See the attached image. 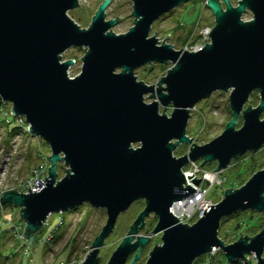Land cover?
Here are the masks:
<instances>
[{
  "label": "water",
  "instance_id": "water-1",
  "mask_svg": "<svg viewBox=\"0 0 264 264\" xmlns=\"http://www.w3.org/2000/svg\"><path fill=\"white\" fill-rule=\"evenodd\" d=\"M79 1L0 0V100L10 102V112L24 116L28 132L51 149L40 190L29 184L27 192L3 191L0 212L7 204L20 207L12 220L25 221L22 237L33 246L48 214L85 202L106 209L107 220L80 262L99 264L100 247L121 211L143 199L145 207L106 264H134L141 257L150 237L138 232L152 212L158 216L154 232H163V243L155 244L145 264H193L213 247L229 263L254 252L253 264H264V224L258 233L228 244L218 234L226 215L264 213V168L243 185L226 188L193 224L180 222L171 211L195 190L183 187V167L190 159H202V165L217 161L214 170L221 171L264 145V0H238L237 5L206 0L215 25L210 41L197 50L175 49L164 40L158 44L156 31L150 36L154 20L188 0H132L135 19L123 33L111 29L118 17L106 18L111 0H103L90 25L81 27L68 14ZM248 10L252 17L244 20ZM71 46L86 50L73 77L69 69L75 60L62 61ZM168 61L174 64L157 86L138 80V67ZM229 89L232 117L224 130L206 143L194 142L187 135L191 109L213 92ZM255 91L259 103L244 108ZM148 93L157 99L146 102ZM240 116L243 124L236 128ZM181 143L190 145L189 153L174 156ZM62 161L70 168L64 167L66 175L57 180Z\"/></svg>",
  "mask_w": 264,
  "mask_h": 264
},
{
  "label": "rangeland",
  "instance_id": "rangeland-1",
  "mask_svg": "<svg viewBox=\"0 0 264 264\" xmlns=\"http://www.w3.org/2000/svg\"><path fill=\"white\" fill-rule=\"evenodd\" d=\"M102 1L80 0L78 3L80 5L68 11V14L81 27L86 28L90 25L92 17ZM231 1L235 4L236 0ZM132 10V0H111L105 13H107L106 18H119L118 22H116L117 24L111 28L114 33L126 32L133 25L135 18L132 15ZM251 17L252 13L248 10L243 14L242 18L246 20ZM154 21L150 36L155 34L156 31V36L159 40L158 44L164 40V42L171 43L175 49L182 48L189 50H191L190 48L192 46H203L209 42L210 37L205 35V32L207 30L211 31L215 25V18L211 10L207 8L206 0H188L183 2ZM166 34L170 36L165 37ZM84 48L71 46L62 54V61L69 58L75 60L74 65L69 69V75L71 77L80 72L82 65L81 57L86 53ZM173 64L170 61L166 63L152 62L151 70H148L150 66L146 64L138 67L135 74L138 80H143L146 84L153 83L157 86L160 77L164 76ZM119 70L117 69V71ZM229 93L230 89L226 91L217 90L210 97L197 102L191 109L187 125V135L190 138L193 137L192 140L194 142L198 144L206 143L224 130L226 123L232 117V111L229 106ZM149 94L151 93L144 96L146 102L150 103L157 99L156 97L148 96ZM259 101V94L255 91L245 103L244 108L248 104L256 106ZM8 108L11 109L10 102L5 104L2 112L5 113L4 111ZM173 108L174 106L171 104L167 106L166 112L169 116ZM159 111L160 113L163 111L161 104L159 105ZM262 117L264 118V111ZM242 120L243 118L240 116L236 128L242 126ZM24 125L26 127L29 126L28 123H24ZM10 126H16V123L12 122ZM11 127L8 126L7 121H4V115L1 113L0 192L15 187H17L18 191L24 192L25 190L23 188L28 186V178L32 168L38 164H44V160L50 155L51 149L48 141L43 138L23 132L21 129L12 131ZM138 145L139 143H136L134 147ZM189 150V144L181 143V145L179 144L177 146L173 154L174 156L180 157L185 155V153L188 154ZM250 153H252L250 155L251 157L242 158L238 161L239 163H234L233 166L229 163L230 165L220 173L224 177L222 187L218 185L210 187L206 196L218 202L222 198L226 188L235 187L236 180L240 182L237 176L243 171L246 165L254 163L255 168L252 169L255 170L254 173L264 168V145L260 150ZM189 161L203 162L202 159H190ZM216 165L217 161H212L204 163L203 167L210 170L212 168L215 169ZM184 166L186 167V165ZM260 166L262 167L259 168ZM64 167L70 168L64 161L58 163L57 180H60L66 175V169ZM144 207L145 200L140 199L134 201L124 212L121 211L117 221H115L116 224L113 231L105 238L104 244L100 247L98 253L100 256L99 264H106L109 261L113 251L128 233L132 222H134L133 220L136 219ZM19 209L20 207L18 206L7 204L6 206L4 205L0 215V248L3 250V259L0 261V264H80L90 250L94 238L99 234L107 220L106 209L94 207L87 202L64 212L50 213L49 224L42 225L35 233V244L32 246L22 237L25 221L20 217L12 220L15 212ZM240 212V214H237V216L233 215V218H229L223 225L220 224L219 226V237L227 244L231 243L232 241L230 240L237 237L238 234L245 235L248 228L252 225L258 228V226L264 224L263 212L255 211L256 213H253L252 210ZM173 214L176 215L175 213ZM186 216L188 215L186 214L182 217L184 218ZM157 219L158 216L153 212L144 219L145 226L140 229L138 234L150 238L148 244L141 251V257L134 264H145L155 244L159 245L163 243L161 237L163 232H154V228L158 222ZM177 219L182 223L187 222L188 224H193L196 221L188 222L186 219L181 220L179 216ZM236 221H242V225H240L242 228L238 232L232 231ZM225 235L227 238H224ZM216 254H218V249L214 252L213 256H216ZM133 255L134 253L129 256L127 262H130V258ZM214 259L216 260V264H220V262L229 264L223 251ZM206 261L207 259L200 262V264H207Z\"/></svg>",
  "mask_w": 264,
  "mask_h": 264
},
{
  "label": "built area",
  "instance_id": "built-area-1",
  "mask_svg": "<svg viewBox=\"0 0 264 264\" xmlns=\"http://www.w3.org/2000/svg\"><path fill=\"white\" fill-rule=\"evenodd\" d=\"M209 30L205 32V35L209 36ZM202 46L200 45H195L192 46L190 49L191 50H197L201 48ZM9 114L7 115L6 121L8 123H11L12 118H15L13 122L16 123V125L22 127L23 129L27 130L28 127L24 125L26 123L25 118L22 116H14L10 111H8ZM27 124V123H26ZM47 161V160H46ZM44 160V164H38L34 166L31 170V174L28 178V186L26 188H23L25 190L24 192L28 191V187L30 184L31 189H36L39 190L42 187V180L40 178H43L45 175H48V162ZM46 164V165H45ZM198 161H189V163L186 165V167H183V173L186 178V183L185 185H191L192 187L194 186L195 190L187 197H183L182 200H179L175 202L171 206V211L176 214V216L180 217L181 220L186 219L188 222H190L195 216H201L203 214V211L205 210L206 206L209 204H215V202L210 199L208 196V190L210 187L214 185H218L222 187L223 182H224V177L223 175H220L221 172L219 171H213L204 168L203 166L201 167ZM200 165V166H199ZM3 171V169H2ZM5 171V170H4ZM195 179H199L200 182L196 184L194 182ZM43 183H45V180H43ZM3 193V191L0 192V195ZM199 212V214H198ZM188 215L186 217H182L183 215ZM51 214H48L46 220L44 221V225L49 224V218ZM219 250L218 247H213L211 252L208 253L210 255H213L216 250ZM254 252H249L244 255V257L239 258V263L238 264H253L256 262V257H255ZM255 260V262H254ZM207 264H210V260L207 259Z\"/></svg>",
  "mask_w": 264,
  "mask_h": 264
},
{
  "label": "trees",
  "instance_id": "trees-1",
  "mask_svg": "<svg viewBox=\"0 0 264 264\" xmlns=\"http://www.w3.org/2000/svg\"><path fill=\"white\" fill-rule=\"evenodd\" d=\"M190 37V36H189ZM152 69V67L150 68H148V70H151ZM4 107H5V103H3L1 100H0V114L2 113V115H4V121L6 122V118H7V115L9 114V110H10V108H8V109H6L4 112L5 113H3L2 111L4 110ZM15 120V118H12V121H11V123H8V126L9 127H11L10 125L12 124V122ZM16 129H21V130H23L22 129V127H20V126H12L11 127V130L13 131V130H16ZM23 132H24V130H23ZM51 154V153H50ZM252 153H250V152H248V153H245V154H243V155H241V156H239V157H237L236 159H233L232 161H231V164H232V166L234 165V163L236 164V163H239L238 161L240 160V159H242V158H247V157H251L250 155H251ZM253 159V158H252ZM262 166H260L259 168H261ZM253 168H255V166H254V163H252V164H248V165H246L245 166V168L243 169V171L241 172V173H239V175L237 176V179L238 180H240V182H238L237 180H236V182H235V184H236V186L235 187H238V186H240V185H242V184H244V183H246V181L250 178V176L254 173V171L255 170H252ZM212 169H214V168H212ZM233 187V186H232ZM234 187V188H235ZM230 188V187H229ZM220 200V199H219ZM214 201V200H213ZM214 202H216V201H214ZM253 213H256L255 211H252ZM241 212L240 211H238V212H234V213H232V214H229V215H226L225 217H223L222 218V220H221V225H223V223H225L229 218H233V215H236L237 216V214H240ZM197 217L198 216H195V218H193L192 220H197ZM240 225H242V221H236L235 222V224L233 225V228H232V231L234 230V231H236V232H238L241 228H242V226H240ZM24 226H25V224H24ZM23 226V227H24ZM263 226V225H262ZM262 226L260 225V226H258V228L257 227H255V225H252L251 227H249L248 228V230H247V232L245 233V235H249V234H251V235H254V234H256V233H258L259 232V230H261V228H262ZM258 230V231H257ZM238 236H241V234H238ZM238 236L237 237H235L234 239L232 238V240H230V241H235L237 238H238ZM250 236V235H249ZM224 238H227V236L225 235L224 236ZM135 253V252H134ZM219 253H222V250L221 249H219L218 250V254ZM249 253V252H248ZM218 254H216V256L218 255ZM216 256H213V255H210V254H207V255H202V256H200V257H198L197 259H195V261H194V263L193 264H200V262H202V261H204L205 259H208V260H210V264H216V260L214 259V258H216ZM132 257V256H131ZM3 259V250H2V248H0V261ZM131 259V258H130ZM206 263V262H205ZM239 263V260L237 261V262H235V263H229V264H238ZM220 264H223L222 262H220Z\"/></svg>",
  "mask_w": 264,
  "mask_h": 264
},
{
  "label": "flooded vegetation",
  "instance_id": "flooded-vegetation-1",
  "mask_svg": "<svg viewBox=\"0 0 264 264\" xmlns=\"http://www.w3.org/2000/svg\"><path fill=\"white\" fill-rule=\"evenodd\" d=\"M237 2H238V0H236V1H235V4H236V5H237ZM221 3H222V2H221ZM222 6H223V8H224V5H223V3H222Z\"/></svg>",
  "mask_w": 264,
  "mask_h": 264
},
{
  "label": "bare ground",
  "instance_id": "bare-ground-1",
  "mask_svg": "<svg viewBox=\"0 0 264 264\" xmlns=\"http://www.w3.org/2000/svg\"><path fill=\"white\" fill-rule=\"evenodd\" d=\"M150 67H151V65H150ZM6 104V103H5ZM201 167H202V165H201ZM2 195V194H1Z\"/></svg>",
  "mask_w": 264,
  "mask_h": 264
},
{
  "label": "clouds",
  "instance_id": "clouds-1",
  "mask_svg": "<svg viewBox=\"0 0 264 264\" xmlns=\"http://www.w3.org/2000/svg\"><path fill=\"white\" fill-rule=\"evenodd\" d=\"M219 202V201H218Z\"/></svg>",
  "mask_w": 264,
  "mask_h": 264
}]
</instances>
